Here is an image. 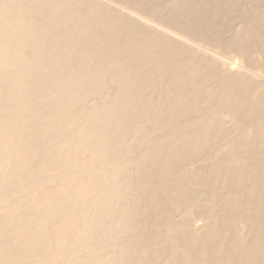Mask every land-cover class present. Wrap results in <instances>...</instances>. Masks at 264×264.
<instances>
[{
    "label": "bare ground",
    "instance_id": "1",
    "mask_svg": "<svg viewBox=\"0 0 264 264\" xmlns=\"http://www.w3.org/2000/svg\"><path fill=\"white\" fill-rule=\"evenodd\" d=\"M0 264H264V0H0Z\"/></svg>",
    "mask_w": 264,
    "mask_h": 264
},
{
    "label": "rangeland",
    "instance_id": "2",
    "mask_svg": "<svg viewBox=\"0 0 264 264\" xmlns=\"http://www.w3.org/2000/svg\"><path fill=\"white\" fill-rule=\"evenodd\" d=\"M152 4H154L155 3V1H152L151 2ZM119 4V3H118ZM124 7H126V6H124ZM126 8H128V7H126ZM160 13H161V11H160ZM227 120V119H226ZM226 127H231V125H227ZM227 131H232V130H227ZM215 132H220V130H217V129H215L214 131H213V133H215ZM212 133V134H213ZM227 133H229V132H227ZM226 133V134H227ZM230 133H233V132H230ZM226 134L225 135H223L221 138H223L224 136H226ZM220 137H219V134L218 133H216V136H215V138H214V140H217V139H220V140H223V143L226 141V139H221ZM225 138V137H224ZM225 140V141H224ZM193 188V187H192ZM213 199V201L214 202H216L217 201V199L216 198H212ZM183 211H186V210H182L181 212H183ZM190 217H191V215H190ZM197 218H200V217H194V218H192L191 219V223H192V221L194 220V219H197ZM202 224V223H201ZM200 224V225H201ZM189 227L191 228V229H194L193 227H192V224H189ZM198 230H200V229H198ZM132 232V229H129L128 230V233H131ZM240 233H242V234H244L245 233V231H244V229H242V231H240ZM97 239H93V242L95 243V242H97L96 241ZM93 243V244H94ZM96 244V245H95ZM94 244V246L92 245V248L93 247H97V249L99 248V243L97 242V243H95ZM97 244H99V245H97ZM168 244H167V242L164 240V239H162L158 244H157V246L156 247H161V248H164V247H166ZM104 255H105V253H104ZM72 258H74L75 259V257H72ZM38 259L37 258H34V261H37Z\"/></svg>",
    "mask_w": 264,
    "mask_h": 264
}]
</instances>
